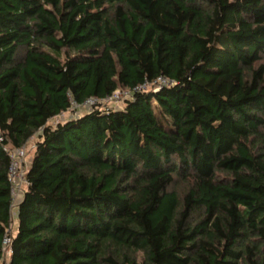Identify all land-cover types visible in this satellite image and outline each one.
<instances>
[{"label": "trees", "instance_id": "trees-1", "mask_svg": "<svg viewBox=\"0 0 264 264\" xmlns=\"http://www.w3.org/2000/svg\"><path fill=\"white\" fill-rule=\"evenodd\" d=\"M0 264H264V0H0Z\"/></svg>", "mask_w": 264, "mask_h": 264}, {"label": "built area", "instance_id": "built-area-1", "mask_svg": "<svg viewBox=\"0 0 264 264\" xmlns=\"http://www.w3.org/2000/svg\"><path fill=\"white\" fill-rule=\"evenodd\" d=\"M171 81L164 76H159L157 79L151 81V82H146L142 85L139 86L140 89L142 88H148V87H153L155 90L158 89L161 85L164 84H170ZM117 90V89H116ZM116 90L109 95L108 97H106L105 99H98L96 97H92L87 99L84 103L82 104H78L76 102L75 105L77 106H82V105H90L91 107L93 106H97L99 105L102 101L104 100H109V99H113L114 98V94L116 92ZM127 92L130 94V90L127 89ZM24 147L21 148H17V149H13L10 151V156H11V166H10V178L13 182V204H12V211L13 209L17 206V204L19 203L18 199H17V193L19 192V186L23 180V182L27 183L26 180V175L25 173H23V169H21V167L24 165L25 160H24V156H25V151H24ZM22 158V160H20ZM15 213V211L13 212V214ZM13 224V223H12ZM13 225L10 226V228L7 230V233L4 237L3 240V249H4V254H8L11 255L12 253V228Z\"/></svg>", "mask_w": 264, "mask_h": 264}, {"label": "rangeland", "instance_id": "rangeland-1", "mask_svg": "<svg viewBox=\"0 0 264 264\" xmlns=\"http://www.w3.org/2000/svg\"><path fill=\"white\" fill-rule=\"evenodd\" d=\"M130 94L127 92V88H123V87H119L115 94H114V98L113 99H109V100H104L102 101L98 106L102 107V108H119V107H124L125 106V102L127 99L130 98ZM96 106V105H95ZM92 107L90 105H82V106H77L75 105V103L73 104V106L65 111L64 113H62L59 116H56L54 118H52L50 120V123L55 125L57 124L59 121H65L67 119L70 118H74L77 117L81 114H84L85 112H87L89 109H91ZM38 140L37 136H32L31 139L27 142L26 146L24 147V151H25V156H24V160L25 163L24 165L21 167V169H23V173H26V169L29 166L32 157H33V153H34V149H35V145L36 142ZM22 160V158L20 159ZM185 182L182 180H177L175 186L178 188L179 191H182L185 189ZM27 187V184L25 182H21L20 186H19V192L17 193V199L18 201L20 200V198L23 195V192L25 191ZM17 211V206L15 207V209H13L14 211ZM16 228V222L14 223V229ZM14 231V230H13ZM10 257V255L6 254L5 258L8 260ZM139 257L140 259H143V253H139Z\"/></svg>", "mask_w": 264, "mask_h": 264}]
</instances>
